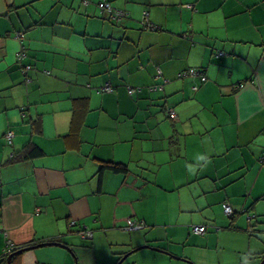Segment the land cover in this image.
Instances as JSON below:
<instances>
[{
	"label": "crops",
	"instance_id": "crops-1",
	"mask_svg": "<svg viewBox=\"0 0 264 264\" xmlns=\"http://www.w3.org/2000/svg\"><path fill=\"white\" fill-rule=\"evenodd\" d=\"M101 1L0 0V256L232 264L224 243L245 236L233 264H260L264 0H106L119 23Z\"/></svg>",
	"mask_w": 264,
	"mask_h": 264
},
{
	"label": "built area",
	"instance_id": "built-area-1",
	"mask_svg": "<svg viewBox=\"0 0 264 264\" xmlns=\"http://www.w3.org/2000/svg\"><path fill=\"white\" fill-rule=\"evenodd\" d=\"M99 7L102 9V11L104 12H107L109 13L113 18L117 19V20H122L123 18H125L127 16L126 12L122 11V10H119V9H116L114 8L109 2H107L106 0H103L99 3ZM143 25L147 28H155L154 25L152 23L149 22V19H148V12L146 11L144 13V20H143ZM18 61L22 64L23 61L26 59V52H25V49L24 47L21 49V51L18 53ZM32 69V66L31 65H26V64H23V71L25 73H27V71L31 70ZM160 72V71H159ZM191 74H196L197 71L195 69H191L190 70ZM183 75H187V73H184ZM163 86H160V89L162 88ZM112 89L111 86L107 85V87H104L103 90H106V91H110ZM130 92L131 94L133 93V90L130 89ZM170 112H171V115L174 116L175 115V111L173 109H170ZM13 137V132H9L7 134V138L10 140L11 138ZM232 207L229 205V204H226L225 205V213L226 214H231L232 213ZM137 224L129 219L128 220V229L131 230V229H134V228H137ZM206 231V227L204 225H194L193 226V232L194 233H197V234H204ZM84 236L85 237H91L92 236V233L91 231H87L85 230L84 231ZM8 249H7V252H10L11 250H13L14 246L12 245V243L9 241L8 242Z\"/></svg>",
	"mask_w": 264,
	"mask_h": 264
},
{
	"label": "trees",
	"instance_id": "trees-1",
	"mask_svg": "<svg viewBox=\"0 0 264 264\" xmlns=\"http://www.w3.org/2000/svg\"><path fill=\"white\" fill-rule=\"evenodd\" d=\"M104 12V11H103ZM105 14H107L108 16H109V18L111 19V20H113V21H115V22H117V23H119L120 21H122V20H117V19H115V18H113L109 13H107V12H105ZM191 69H195L196 71H197V73L196 74H198V73H202V71L200 72V70L199 69H196V68H190V69H188L187 71H185V73H187V75H183L184 77H187V76H193V74H191V72H190V70ZM201 78V81L202 82H205L206 80H207V77H206V75L204 74L203 76H201L200 77ZM160 86H163V84H157L156 86H154V89H156V90H158V88H160ZM163 88V87H162ZM161 88V89H162ZM171 109V108H170ZM170 109H169V111H168V114H169V117H171V118H174V117H176V113H175V115L174 116H172L171 115V112H170ZM13 138V137H12ZM12 138L9 140L10 142H11V140H12ZM34 152H36V154H37V151L36 150H34V151H30V153L31 154H33ZM30 153L28 154V155H30ZM129 167L126 165V164H123V163H118V162H113V161H105V162H103L101 165H100V170H99V175H101L102 174V172H104V171H111V172H113V173H123V174H127L128 172H129ZM234 212L232 211V213L229 215V214H227V215H229V216H231V219L232 220H234L233 219V217H234ZM233 222V221H232ZM194 226V225H193ZM193 226H192V231H193ZM205 226V225H204ZM206 227V226H205ZM207 232V227H206V231H205V233ZM204 233V234H205ZM197 234V233H196ZM31 245V244H30ZM30 245H23V246H14V248H13V250H11L10 252H5V254H3L2 256H0V264H8V262H7V258H8V256L10 255V254H14V256L12 257V260H11V264H16L17 262H19V259H20V254L21 253H19V254H16V252L17 251H19L20 249H22V248H25V247H27V246H30ZM7 249H8V247H7ZM264 258V257H263Z\"/></svg>",
	"mask_w": 264,
	"mask_h": 264
},
{
	"label": "rangeland",
	"instance_id": "rangeland-1",
	"mask_svg": "<svg viewBox=\"0 0 264 264\" xmlns=\"http://www.w3.org/2000/svg\"><path fill=\"white\" fill-rule=\"evenodd\" d=\"M239 243V244H238ZM238 243H236L234 240L231 241H226L225 244V250L222 251V253H220L221 255H223L222 258H224L226 261H230L232 264L234 262V258L235 257H240L239 254L231 252L229 249L230 248H244L247 247L249 245L248 241L246 240L245 236H243V240L241 239L240 241H238ZM238 245V246H237ZM242 251L244 249H241ZM213 251H215L214 249L210 248L207 252H205L206 255H210L213 258H215L218 262V255L217 258L215 256V254L213 253ZM242 254V252H241ZM263 260V258L261 259V261ZM194 264V263H193Z\"/></svg>",
	"mask_w": 264,
	"mask_h": 264
},
{
	"label": "water",
	"instance_id": "water-1",
	"mask_svg": "<svg viewBox=\"0 0 264 264\" xmlns=\"http://www.w3.org/2000/svg\"><path fill=\"white\" fill-rule=\"evenodd\" d=\"M134 229H136V228H134ZM51 244H56V243H55V242H44V243H39V244H37V245H35V246H33V247H25V248H22V249H20L19 251H17L16 254L23 253L24 251L29 250V249H32V248H35V247H42V246L51 245ZM143 247H151V248H153L152 246L146 244V245H143V246H139V247L135 248L134 250H138V249L143 248ZM155 249H157V248H155ZM158 250H159V249H158ZM14 254H15V253H14ZM14 254H10V255L8 256V258H7V262H8V264H11V260H12V257L14 256ZM127 256H128V254L124 255V257L120 260V263H118V264H121V263L123 262V260H124ZM179 259H182V260H186V261H187V259H183V258H181V257H179ZM262 263H264V258H263V260L261 261L260 264H262Z\"/></svg>",
	"mask_w": 264,
	"mask_h": 264
}]
</instances>
